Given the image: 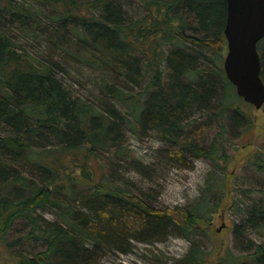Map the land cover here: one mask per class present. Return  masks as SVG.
<instances>
[{
    "label": "trees",
    "instance_id": "1",
    "mask_svg": "<svg viewBox=\"0 0 264 264\" xmlns=\"http://www.w3.org/2000/svg\"><path fill=\"white\" fill-rule=\"evenodd\" d=\"M225 18L226 0H0V264H101L170 235L189 242L173 264H264V138L242 161L259 186L225 182V133L253 108L222 68ZM258 51L264 80V37ZM129 131L211 164L192 204L157 206L122 172L149 173ZM224 203L241 218L219 251Z\"/></svg>",
    "mask_w": 264,
    "mask_h": 264
},
{
    "label": "rangeland",
    "instance_id": "2",
    "mask_svg": "<svg viewBox=\"0 0 264 264\" xmlns=\"http://www.w3.org/2000/svg\"><path fill=\"white\" fill-rule=\"evenodd\" d=\"M132 6L129 7L130 12H132ZM225 51H223V56ZM207 54L211 55L212 53L208 51ZM69 71L74 75V78L86 81L85 78H81L78 70ZM68 78L74 82L73 77L69 76ZM76 86L79 87V85ZM196 116L197 119H192L191 128H196V132H201L203 131L202 127L211 122L206 116L200 114ZM250 116L252 123L249 126L244 129L234 127L233 130L230 129L225 133L229 152H236L233 161L227 167L228 175H225V182L232 196H241L243 199L246 197L241 194V190L238 188L259 186L256 181L259 174L255 169L245 166L242 161L247 154L252 153L256 147L261 146L264 138V112L261 108L253 107ZM203 123L206 124L201 126ZM211 131L210 129V133ZM210 133L208 134L210 135ZM127 143L135 155L147 165L149 173L141 175L134 171L122 170V172L137 186L148 191L153 196L151 200L154 204L157 206H175L193 203L200 194L201 188L205 185V179L211 169V164L207 160L194 158L189 166L172 163L168 158L166 141L156 132L138 135L133 131H129ZM188 161H191L190 157ZM227 204L224 203L211 224L213 246L219 251L226 245L231 246L233 244L231 228L241 218L239 208L234 207L232 204L228 207ZM253 235L256 239H261L263 236L262 232L257 231ZM188 245L189 242L186 239L174 235L153 242L134 240L131 251H109L103 255L100 263L173 264V258L182 256Z\"/></svg>",
    "mask_w": 264,
    "mask_h": 264
},
{
    "label": "water",
    "instance_id": "3",
    "mask_svg": "<svg viewBox=\"0 0 264 264\" xmlns=\"http://www.w3.org/2000/svg\"><path fill=\"white\" fill-rule=\"evenodd\" d=\"M222 68L236 94L254 108L264 104L258 42L264 37V0H226Z\"/></svg>",
    "mask_w": 264,
    "mask_h": 264
}]
</instances>
